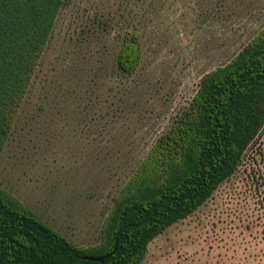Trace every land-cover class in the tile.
<instances>
[{"label":"rangeland","instance_id":"374dc122","mask_svg":"<svg viewBox=\"0 0 264 264\" xmlns=\"http://www.w3.org/2000/svg\"><path fill=\"white\" fill-rule=\"evenodd\" d=\"M264 27V0H71L0 154V185L73 244L100 241L124 183L200 82ZM142 57L117 68L124 38ZM141 264H264V127L234 174Z\"/></svg>","mask_w":264,"mask_h":264},{"label":"trees","instance_id":"16d2710c","mask_svg":"<svg viewBox=\"0 0 264 264\" xmlns=\"http://www.w3.org/2000/svg\"><path fill=\"white\" fill-rule=\"evenodd\" d=\"M70 1L0 0V154ZM141 57L138 39L124 38L118 70L131 74ZM263 127L264 27L202 78L189 108L114 198L99 242L73 244L0 185V264H141L158 235L192 215L234 174Z\"/></svg>","mask_w":264,"mask_h":264},{"label":"water","instance_id":"95a60500","mask_svg":"<svg viewBox=\"0 0 264 264\" xmlns=\"http://www.w3.org/2000/svg\"><path fill=\"white\" fill-rule=\"evenodd\" d=\"M86 258H89L91 260H100V261H103L104 260L103 257H96V256H87Z\"/></svg>","mask_w":264,"mask_h":264}]
</instances>
